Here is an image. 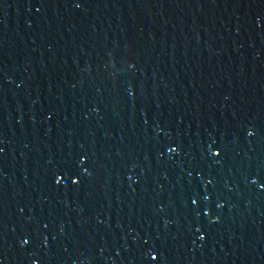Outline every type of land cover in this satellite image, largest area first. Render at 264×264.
Here are the masks:
<instances>
[{
    "label": "water",
    "instance_id": "obj_1",
    "mask_svg": "<svg viewBox=\"0 0 264 264\" xmlns=\"http://www.w3.org/2000/svg\"><path fill=\"white\" fill-rule=\"evenodd\" d=\"M0 264H264V0H0Z\"/></svg>",
    "mask_w": 264,
    "mask_h": 264
}]
</instances>
